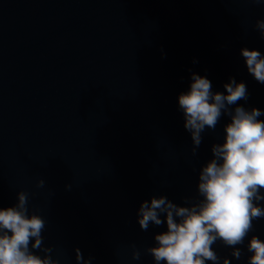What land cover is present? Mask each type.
Returning <instances> with one entry per match:
<instances>
[{
  "label": "water",
  "instance_id": "1",
  "mask_svg": "<svg viewBox=\"0 0 264 264\" xmlns=\"http://www.w3.org/2000/svg\"><path fill=\"white\" fill-rule=\"evenodd\" d=\"M261 19L246 0H0V208L28 193L58 264H77L74 249L90 264H153L144 250L166 225L142 231L140 204L196 197L230 122L205 129L193 155L178 95L192 74L214 92L234 78L248 90L237 106L264 112L240 55L264 54ZM251 235L264 240V219ZM246 246L240 260L214 248L246 264Z\"/></svg>",
  "mask_w": 264,
  "mask_h": 264
},
{
  "label": "clouds",
  "instance_id": "2",
  "mask_svg": "<svg viewBox=\"0 0 264 264\" xmlns=\"http://www.w3.org/2000/svg\"><path fill=\"white\" fill-rule=\"evenodd\" d=\"M246 2L264 5V0ZM254 28L264 39V19ZM240 55L247 72L264 84V54L243 48ZM191 81L177 100L184 128L191 134L192 154L205 129L214 131L222 116L230 122L224 126V142L211 147L212 159L200 170L196 197L185 198L186 206L164 196L140 204L137 222L142 231L166 225V231L154 235L155 246L144 251L153 264H231L214 246L232 249L230 256L240 260V246L247 240L246 264H264V240L249 236L255 221L264 219V121L259 119L264 112L237 106L247 100L248 90L234 78L223 85L224 92H214L205 77L192 74ZM43 185V180L37 182V187ZM16 201L0 208V264H58L51 256L53 249L44 246L45 219L29 212L28 193L17 192ZM131 247L132 259L139 260L141 252ZM74 252L77 264H90L91 257L86 260L79 249Z\"/></svg>",
  "mask_w": 264,
  "mask_h": 264
}]
</instances>
